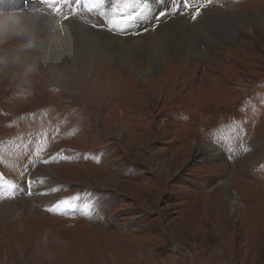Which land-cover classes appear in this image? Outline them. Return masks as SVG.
I'll return each mask as SVG.
<instances>
[{
  "label": "rangeland",
  "instance_id": "1",
  "mask_svg": "<svg viewBox=\"0 0 264 264\" xmlns=\"http://www.w3.org/2000/svg\"><path fill=\"white\" fill-rule=\"evenodd\" d=\"M201 2L186 8L179 0L175 14L159 17L173 0H147L159 5L152 17L123 31H109L84 0L63 15L71 26L158 48L161 35L170 43L171 23L207 29L221 14L208 32L228 33V19H249L264 45L257 17L264 0H214L193 20ZM18 6L42 17L28 0ZM56 29L51 37H64L62 23ZM188 33L172 37L190 38L205 52L199 34ZM254 41H223L212 67L185 45L181 58L147 80L95 63L85 67L92 77L79 81L63 56L51 64L55 74L42 70L27 91L0 81V206L20 211L0 220V264H264V50H249ZM193 143L218 144L225 158L195 156ZM65 198H73L70 208L47 211ZM24 200L35 210L23 209ZM48 229L68 242L66 249L52 245V259L34 251Z\"/></svg>",
  "mask_w": 264,
  "mask_h": 264
},
{
  "label": "bare ground",
  "instance_id": "2",
  "mask_svg": "<svg viewBox=\"0 0 264 264\" xmlns=\"http://www.w3.org/2000/svg\"><path fill=\"white\" fill-rule=\"evenodd\" d=\"M28 2L30 5L34 6L37 10L42 12V14H40L42 15V17L38 15L37 16L30 15L29 18L35 22L37 31L41 37L40 48L43 53L45 63L46 64L49 62H51L50 64L56 63V61L60 60L61 57L63 56L64 58H68L69 61H71V65H72V67L69 68L68 71L74 74L73 77L76 76V78L79 79V81L81 78H84V77H87L88 79L92 77L90 73L85 70L87 67H90V68L94 67L95 63H99L100 66L102 64V68L104 69L107 66L109 68L121 69L123 70L124 73L130 74L131 76H134V78H138L139 81L143 80L144 78H146L147 80L148 76L152 77V74L155 73L164 64L167 65L168 62L169 63L173 62L174 59H177L178 57L181 58V55L184 54L185 52L184 49L187 48L186 47L183 49L185 45H188L190 48H192L193 52L195 53V56H198L199 54H201L202 55L201 57H203L204 55V58H203L204 60L202 61V64L203 66H209V67H212L210 65H211V60L213 59L215 55V54L213 55L212 53L214 47L221 46L222 42L225 40L235 42L237 38L239 39V37H244L246 40L255 39V41L252 42V44L248 46V49L252 51H256V50H259V48H261L262 50H264V45H261L260 41L256 38V34H257L256 26H254L252 20L249 21V19H246L242 23L235 22L233 18L228 19V22L230 21V30L229 32L227 31L228 33H222V32L218 33L216 31H210V32L207 31L209 30L210 26H212L213 24L221 20L220 18L222 16L221 14L218 15L217 18L211 19V20H216V21L210 22L207 25V29H203L202 26L199 24L197 25L195 24L193 28H191V27H182L178 23L176 24L171 23L167 28H165V30L167 31L170 30V35H169L170 43L168 42L164 43L166 40L165 38L168 34L165 37L164 35L163 36L161 35L162 40L159 39L160 47L154 48V46H152L150 41L148 40L147 41L142 40L138 42L133 41L129 44H126L123 41L118 42V39H112L111 38L112 35L106 32H102V31L96 32L90 29L83 28L82 26H75V25H74L75 27L71 26L72 24L69 23L66 17L67 15L64 16L63 14L64 12H66L67 14V11L71 8V6L74 3L77 2V0H60L59 6L57 4H53L55 3V0H51V1L46 0V2L44 0H34V1L28 0ZM158 6L157 5L154 6L148 3L146 5L147 11H145V6L141 7L140 9L137 10V12L140 13L138 18L141 20L143 17L145 19L148 17H152L155 9ZM57 7L60 9L59 12L54 11V9ZM56 15L65 17V20H67L68 22L57 21L55 19ZM258 15L262 16V13L259 12ZM259 16H257L259 19V22L262 23L260 25L264 29V17H259ZM139 19L133 22V24H137L139 22ZM70 22L72 23L73 21H70ZM60 23H62V26L65 31L64 37H62L63 35L62 36L52 35L53 37H51L50 35L51 32L53 31L59 32L56 29V26H58ZM190 28L194 30V32L198 33L200 39L204 43H206L205 52H198L197 46L190 38L179 39V42L178 40L177 42L174 41V38H173L174 34L175 35H188L189 34L188 31L191 30ZM218 29L220 28L218 27ZM48 38H52L53 40L51 39L48 40ZM190 52L192 53V51ZM192 56L193 54H190L189 58H191ZM187 63H191V61ZM170 66H171V63H170ZM56 74L60 76L59 73H56ZM94 76L97 77V74L94 73ZM99 76L98 78H100ZM201 78H206L205 73H202ZM193 147L195 148V152H196L195 156L198 155L200 157L202 155H208L210 160H214V159L223 160V158H225L224 154H222L223 153L222 148L221 146H218V144L212 146L211 144L205 145L204 143H201V144L193 143ZM220 163L222 164L223 161L219 162L218 163L219 165L217 166H221ZM220 181L223 187L230 185V180L228 178L224 180H220ZM227 194H232V192H227ZM20 203L23 209L29 212H32L35 210L34 209L35 207L28 204L27 200L20 201ZM233 203H234V200H231V204ZM15 209L16 208H15L14 203L1 205L0 206V220H6V219L8 220L10 217L9 216L10 212L14 211ZM19 215H20V211L15 210L14 216L18 217Z\"/></svg>",
  "mask_w": 264,
  "mask_h": 264
},
{
  "label": "clouds",
  "instance_id": "3",
  "mask_svg": "<svg viewBox=\"0 0 264 264\" xmlns=\"http://www.w3.org/2000/svg\"><path fill=\"white\" fill-rule=\"evenodd\" d=\"M19 0H0V81L13 83L21 91H27L33 77L46 70L55 74L56 69L46 64L41 51V37L35 22L30 19L33 9L18 6ZM55 244L66 249L68 242L45 230L37 241L35 253L52 259L51 247Z\"/></svg>",
  "mask_w": 264,
  "mask_h": 264
},
{
  "label": "snow or ice",
  "instance_id": "4",
  "mask_svg": "<svg viewBox=\"0 0 264 264\" xmlns=\"http://www.w3.org/2000/svg\"><path fill=\"white\" fill-rule=\"evenodd\" d=\"M81 0H77V5ZM179 0H173V7L168 11H161L159 13V17H163L170 14H175L178 11ZM109 3V0H84V7L89 11H97L100 15L104 16L108 21V29L109 31H123L124 26L129 25L135 22L140 13L136 11L137 7L141 6L142 4L145 6V11H147V0H111L109 7L106 9V4ZM214 3V0H202L199 3V6L196 8V12L192 15V19L196 20L199 15H201V9L206 8L208 5ZM185 7L191 6V0H184ZM54 11L59 12L60 9L57 7ZM157 17V19H159ZM93 27H96L95 25ZM243 151H248L247 148H244ZM39 154V153H38ZM44 163H47L45 160ZM36 182H43L41 178H37ZM32 181L29 182V186H31ZM3 185H0L2 188ZM10 187H15V185H10ZM31 194V193H29ZM73 198H65L64 200L58 202L54 206L47 209L49 212H56L57 209L63 210V208H70L71 205L69 201ZM95 208L94 202H88L84 205L85 211L83 214L85 216H91L92 210Z\"/></svg>",
  "mask_w": 264,
  "mask_h": 264
}]
</instances>
